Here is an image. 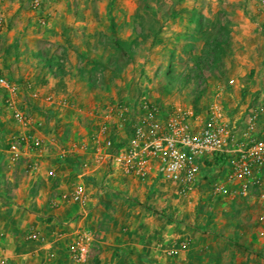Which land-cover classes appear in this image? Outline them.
Instances as JSON below:
<instances>
[{
    "label": "rangeland",
    "instance_id": "374dc122",
    "mask_svg": "<svg viewBox=\"0 0 264 264\" xmlns=\"http://www.w3.org/2000/svg\"><path fill=\"white\" fill-rule=\"evenodd\" d=\"M24 11L32 13L30 34L37 37L29 44L33 63L58 79L60 91L64 87L58 97L70 109V123L89 131L87 140H68L60 148L90 143L118 103L130 108L144 100L161 110L179 106L202 113L218 103L230 121H243L253 108L264 117V14L249 0H42L40 12ZM4 22L7 29L12 25ZM9 79L35 88L28 78ZM35 104L24 102L30 116ZM3 112L14 121L4 106ZM212 160L202 167L209 185L224 166L217 156ZM204 194L193 207L195 231L217 241L224 264H233L234 250L264 264V199L242 196L227 205L225 197ZM181 240L190 247L189 239ZM211 247L199 251L203 258Z\"/></svg>",
    "mask_w": 264,
    "mask_h": 264
},
{
    "label": "crops",
    "instance_id": "0c3cea01",
    "mask_svg": "<svg viewBox=\"0 0 264 264\" xmlns=\"http://www.w3.org/2000/svg\"><path fill=\"white\" fill-rule=\"evenodd\" d=\"M25 8L24 0H0V14L12 22L0 34V74L28 78L41 96L31 111L32 122L22 125L3 112L4 96L0 93V264H77L70 259L67 245L78 229L88 230L92 237L88 259L82 264H224L221 258L226 253L218 249L217 241L202 238L194 229L196 200L202 193L211 194V185L201 179L202 168L194 191L179 196L173 183L160 182L157 169L142 180L125 175L108 160L92 164L80 177L76 163L81 155L59 164L53 160V149L59 151L60 144L68 140L78 141L83 136L85 140L89 131L87 127L77 131L71 124L65 116L70 109L58 97L64 94V87L60 91L58 79L33 63L35 51L29 44L37 37L31 35L33 15L25 16ZM44 97L51 101L46 102ZM240 113H233V119ZM241 122L235 123L239 126ZM14 134L42 138L41 156L24 153L15 157L7 152L3 142ZM89 138L90 143L70 142L67 146L93 148ZM210 161L208 158L205 163ZM50 169L55 170L56 179L47 176ZM76 184L88 194L84 206L60 200V194ZM225 198L230 205L240 197ZM166 212L174 220H168L163 215L167 216ZM31 231L39 235V240L28 239ZM182 238L190 240V247L176 257L166 256L165 250ZM205 244L214 246L208 250V258L199 253ZM234 254L238 257L233 264H256L252 257H242L239 250Z\"/></svg>",
    "mask_w": 264,
    "mask_h": 264
},
{
    "label": "built area",
    "instance_id": "2783aa9c",
    "mask_svg": "<svg viewBox=\"0 0 264 264\" xmlns=\"http://www.w3.org/2000/svg\"><path fill=\"white\" fill-rule=\"evenodd\" d=\"M264 14V0H249ZM26 6L40 12L42 0H24ZM4 18L0 15V34L5 29ZM44 18L40 24L45 25ZM0 91L4 94L3 106L13 120L22 125L32 122L24 109V102H36L40 94L30 82H19L0 74ZM46 102L51 99L44 97ZM261 110L253 108L238 126L229 120L222 106L210 103L205 112L176 106L170 110L141 100L135 106L118 103L100 121L92 136L94 147L88 145H68L56 154L59 162L70 157L82 156L79 161L80 177L92 164L111 161L125 175L145 179L154 169L161 177L176 186L179 196H187L198 183L200 169L206 159L214 156L224 163L223 172L211 185L215 197H255L264 199V117ZM121 132V137L118 134ZM115 138H111V134ZM44 147L42 138L34 134L13 136L6 151L15 157L32 153L40 157ZM56 178L54 169L47 172ZM63 202L84 206L88 194L81 184H76L69 192L60 194ZM30 240H39V235L31 231ZM92 240L88 230L78 229L67 245L70 259L85 263L89 256ZM187 248V242L178 240L165 250L168 257L178 256Z\"/></svg>",
    "mask_w": 264,
    "mask_h": 264
},
{
    "label": "trees",
    "instance_id": "16d2710c",
    "mask_svg": "<svg viewBox=\"0 0 264 264\" xmlns=\"http://www.w3.org/2000/svg\"><path fill=\"white\" fill-rule=\"evenodd\" d=\"M111 138L113 139V138H115V134L114 133H112L111 134ZM66 161V160H65ZM79 159L77 160V163H76V165L78 166V168H79ZM64 162V161H63ZM240 248H241V246H239Z\"/></svg>",
    "mask_w": 264,
    "mask_h": 264
}]
</instances>
